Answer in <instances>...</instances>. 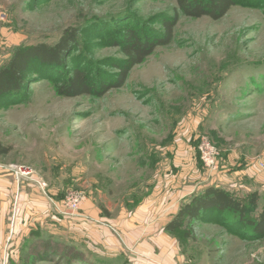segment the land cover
I'll return each mask as SVG.
<instances>
[{"label":"rangeland","instance_id":"374dc122","mask_svg":"<svg viewBox=\"0 0 264 264\" xmlns=\"http://www.w3.org/2000/svg\"><path fill=\"white\" fill-rule=\"evenodd\" d=\"M176 7L174 0H0V68L18 46L55 45L66 29H79L81 49L71 54L69 67L81 65L109 78L114 63L125 59L112 46L119 33L131 27L160 38ZM179 17L172 43L133 68L123 88L64 98L56 81L41 77L20 103L0 107V144L11 149L0 157V173L17 183L18 194L39 191L58 216L43 225L42 237L27 234L20 242L14 201L7 208L12 218L0 244V264H137L130 252L115 257L113 248L97 247L96 253L89 245L105 220L121 240L116 223L125 207L149 194L157 173L151 157L156 153L166 162L179 123L191 115L202 120L207 130L198 137L207 136L220 155L223 143L214 128L231 114L253 116L250 129L262 133L264 0H241L219 21ZM15 167L32 175L19 181ZM70 192L86 200L81 217L63 223L57 207ZM86 208L99 217L88 212L85 220ZM39 222L29 224L34 229ZM186 231L171 236L183 264H264V239L242 237L217 223H198L189 238Z\"/></svg>","mask_w":264,"mask_h":264},{"label":"crops","instance_id":"0c3cea01","mask_svg":"<svg viewBox=\"0 0 264 264\" xmlns=\"http://www.w3.org/2000/svg\"><path fill=\"white\" fill-rule=\"evenodd\" d=\"M251 117L253 116L236 112L230 115L229 122L224 126L220 124V128H214L219 131L218 139L223 145L221 144L220 168L211 174L204 169L198 158L196 143L199 133L203 129L207 130L206 125L192 115L187 123H179L167 149L166 162L158 159L159 155L156 153L154 155L157 156L151 157L153 166L156 165L157 169L154 168L157 173L151 191L149 190L144 200L134 202L131 207H125L121 215L122 220L116 223L122 241L112 235L113 223L102 217L100 220H105L106 224L100 222L102 228L94 231L95 237L89 247H93L96 253L97 247L113 248L112 255L115 257H119L120 252L125 255L130 252V259L137 264H183L184 254L181 253L180 247H177L172 235L165 231V227L179 212L183 202L214 186L236 199L258 193L262 198L260 205L263 207L264 173L260 164H264V123L260 128L262 133L257 135L250 129ZM220 119L221 117L217 121ZM4 177L6 176L0 173V244L6 240L7 223L12 218L7 216V208H12L14 201L17 203L15 206L18 213L13 216V223L18 227L16 233L20 242L27 234L36 237L35 234L39 233L42 237L46 232L43 225L58 216L54 215L39 191L32 189L18 194L17 183ZM87 208L88 215H84L85 220L91 214L99 217L98 213ZM61 217L58 220L64 223L67 219ZM37 220H40V227L34 226L32 229L29 223L34 225Z\"/></svg>","mask_w":264,"mask_h":264},{"label":"trees","instance_id":"16d2710c","mask_svg":"<svg viewBox=\"0 0 264 264\" xmlns=\"http://www.w3.org/2000/svg\"><path fill=\"white\" fill-rule=\"evenodd\" d=\"M174 1L177 3L174 19L163 23L164 31L160 38L150 34L141 35L131 27L119 33L120 39H116L112 46L120 47L125 59L114 63L116 72L109 78L99 74L93 76L87 67L81 65L69 67L71 54L80 52L81 49L79 29H66L55 45L41 43L18 46L9 61L0 68V107L4 103H20L27 96L29 86L41 77L56 81L57 94L64 98L83 95L99 97L111 90L121 89L127 84L133 68L143 64L156 48L172 43L174 28L180 15L196 19L208 16L219 21L241 0ZM249 2L258 4L261 0ZM10 151V148H4L0 144V157ZM261 199L258 193L236 199L224 190L212 186L183 202L165 231L174 235L187 229L184 236L189 238L198 223H217L242 237L261 240L264 239V206L257 216L252 215L259 208ZM246 229L247 232H244Z\"/></svg>","mask_w":264,"mask_h":264},{"label":"built area","instance_id":"2783aa9c","mask_svg":"<svg viewBox=\"0 0 264 264\" xmlns=\"http://www.w3.org/2000/svg\"><path fill=\"white\" fill-rule=\"evenodd\" d=\"M197 152L198 158L203 164L204 168L209 172H217L220 168V153L217 147L210 141L207 136H200L198 138ZM264 173V164H260ZM15 177L20 181L23 177L32 175V171L26 168H12ZM86 200V195L79 192H70L63 202L62 207H57V210L65 218L81 217V207ZM88 218V217H87Z\"/></svg>","mask_w":264,"mask_h":264}]
</instances>
